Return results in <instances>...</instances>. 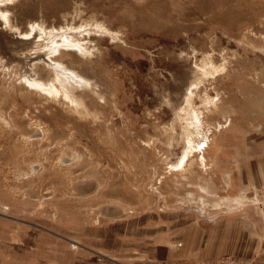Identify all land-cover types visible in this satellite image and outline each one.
<instances>
[{"label":"rangeland","instance_id":"374dc122","mask_svg":"<svg viewBox=\"0 0 264 264\" xmlns=\"http://www.w3.org/2000/svg\"><path fill=\"white\" fill-rule=\"evenodd\" d=\"M0 13V264H168L187 222L263 204L264 0Z\"/></svg>","mask_w":264,"mask_h":264},{"label":"crops","instance_id":"0c3cea01","mask_svg":"<svg viewBox=\"0 0 264 264\" xmlns=\"http://www.w3.org/2000/svg\"><path fill=\"white\" fill-rule=\"evenodd\" d=\"M162 262L219 260L226 255L245 264H264V204H241L235 215L187 222L178 233L150 247Z\"/></svg>","mask_w":264,"mask_h":264},{"label":"built area","instance_id":"2783aa9c","mask_svg":"<svg viewBox=\"0 0 264 264\" xmlns=\"http://www.w3.org/2000/svg\"><path fill=\"white\" fill-rule=\"evenodd\" d=\"M261 203L264 204V192H263V198H262ZM168 264H245V263H243L238 258H235L230 255H226L219 260L210 261V260H200V259H197V260L183 259V260H179V261L168 263Z\"/></svg>","mask_w":264,"mask_h":264},{"label":"bare ground","instance_id":"6f19581e","mask_svg":"<svg viewBox=\"0 0 264 264\" xmlns=\"http://www.w3.org/2000/svg\"><path fill=\"white\" fill-rule=\"evenodd\" d=\"M1 15V17L3 18V20H5V21H7V19H6V17H5V15L3 14V13H0ZM37 26V25H36ZM30 29H33L32 28V26L30 27ZM25 37H27V36H25ZM68 39V37H65V40H67ZM77 41V40H76ZM68 42H69V40H68ZM74 43H75V41H73ZM73 43V44H74ZM79 45V44H78ZM59 46V45H58ZM77 46V45H76ZM75 46V47H76ZM78 47V46H77ZM76 47V48H77ZM57 48V47H56ZM203 68V67H202ZM64 70V69H63ZM205 70V69H204ZM65 73V74H64ZM62 75H64V76H66L67 77V79L70 81L71 79H72V73L71 72H69L68 70H66V72H64ZM77 77H80L79 75H77ZM199 80V79H198ZM39 83V82H38ZM37 83V84H38ZM40 86H42V84L40 83L39 84ZM193 85V84H192ZM43 88H46V90H48L49 92H54V93H58L59 92V90L54 86V85H52V84H50V85H48L47 87H45V86H43ZM190 93V92H189ZM191 94V93H190ZM189 96V95H188ZM189 98V97H188ZM192 98V97H191ZM192 101V100H191ZM187 115V114H186ZM186 117H188V116H186ZM194 117V116H193ZM193 121H191V123H192ZM193 124V123H192ZM198 128V127H197ZM201 131V130H200ZM204 133V132H203ZM204 135V134H203ZM200 138V137H199ZM201 144V143H200ZM188 146V145H187ZM190 150H192V147L189 145L187 148H186V150L184 151V153H183V155H182V157H184L185 156V154H186V152H190Z\"/></svg>","mask_w":264,"mask_h":264}]
</instances>
